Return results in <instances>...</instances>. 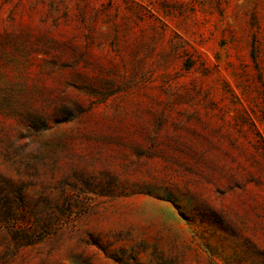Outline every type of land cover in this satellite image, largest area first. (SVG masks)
Returning a JSON list of instances; mask_svg holds the SVG:
<instances>
[{"label": "rangeland", "instance_id": "374dc122", "mask_svg": "<svg viewBox=\"0 0 264 264\" xmlns=\"http://www.w3.org/2000/svg\"><path fill=\"white\" fill-rule=\"evenodd\" d=\"M0 264H264V0H0Z\"/></svg>", "mask_w": 264, "mask_h": 264}]
</instances>
